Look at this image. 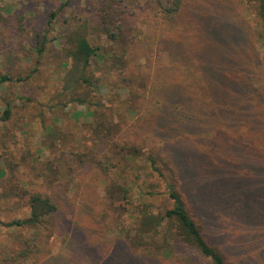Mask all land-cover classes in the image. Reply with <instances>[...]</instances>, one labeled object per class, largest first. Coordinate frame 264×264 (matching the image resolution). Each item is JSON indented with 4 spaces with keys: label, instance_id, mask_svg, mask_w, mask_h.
Segmentation results:
<instances>
[{
    "label": "trees",
    "instance_id": "trees-1",
    "mask_svg": "<svg viewBox=\"0 0 264 264\" xmlns=\"http://www.w3.org/2000/svg\"><path fill=\"white\" fill-rule=\"evenodd\" d=\"M71 1L64 0L58 10L52 11L47 20L50 27H53L57 15ZM222 1L209 0V5H205L199 1L191 3L189 0H132V3L129 0H98L99 31L105 34L111 45L118 46L116 52H109V49L102 51L101 45L92 41L91 26L87 20L77 16L64 20V23L68 24V32L63 35V52L66 57L75 61L76 70L79 72L77 80L66 87V90L75 89L78 85L86 87V90L80 94L75 93L77 95L63 106L66 107L73 101L86 107L85 111L77 109L74 117L78 119L82 114L92 117L94 123L89 131L94 142L89 147L77 146L78 149H70L64 170H61L55 158L37 165L38 156L35 157L28 144V150L20 154L21 156H17L15 150H9L8 140H12L16 145L19 143L16 135H6L0 140L3 146L0 147V158L5 163V167L0 171V224L17 230H34L32 235L25 239L22 248L4 258V264H25L42 252L39 229L49 228L48 225L54 224V217L63 208L77 230L83 233L87 231L86 237H92L97 229L92 226L87 229L81 225L82 214L89 215L94 224L99 223L100 216L111 218L114 222L113 229L117 228L121 241L130 249L125 255L135 264H138L135 260L137 255L146 259L159 258L162 255L167 259L181 248L197 251L212 264H238L234 258L228 256L229 251L224 246L217 244L218 239L209 238L207 227L198 216L202 211L195 210L203 203L198 196L199 185H191L189 189L187 183L191 179L188 174H200L193 166L197 160L194 151L199 154L198 150L203 147L199 140L193 137V127L201 125L202 121L193 120L194 114L189 113L190 103L195 100L191 101L188 107L181 100V95H178V92H182L190 94L192 98H199L197 108L198 112L202 113L207 111L205 106L209 107L208 103L217 110L226 106L224 100L228 99H224V95L231 80H237V74L241 73L239 63L243 61L242 52L238 59L209 54L208 46L213 38L208 37L206 31L210 30L209 34L216 33L214 38L224 35L219 32L222 30L235 32L241 36L244 46L249 33L245 31L241 34V27L236 22H228V19L224 18L230 14L228 5L219 8L218 13H212L213 5L221 7ZM256 1L260 3L259 15L264 27V0ZM191 6L199 8L200 11L190 13ZM230 9L232 10L231 5ZM261 34L264 36V33ZM47 41L44 37L38 48L40 53L44 51ZM201 53H205L204 62L198 61V54ZM104 60L110 61V67L118 72L120 82L128 89L134 118L127 125L113 120L111 109L105 111L93 107L95 102L92 101V92L100 89L108 73V70H105L103 76L96 74V70L104 68ZM164 60H169V63H163ZM36 70L37 67L33 72ZM150 70L155 72L150 74ZM172 71L182 78L170 79L168 73ZM31 73L15 79L11 72L0 70V87L16 80L27 81L31 78ZM112 84V88L120 85L116 82ZM208 95L220 97V103L209 102ZM11 107V101H7L0 114V122L4 126L13 120ZM52 107L55 108L56 105ZM177 107L190 116H178L174 111ZM236 107L240 106L236 104ZM187 118L194 123H190ZM46 130L48 137L58 138L59 130L53 131L51 127H46ZM9 131L7 128V134ZM231 134H235L236 138L230 142L229 156L242 157L241 151L233 149L235 142L236 146L242 145L258 151V140L249 134L247 126L240 125ZM246 138L249 140L246 141ZM54 144L51 143L48 148L56 147ZM109 145L116 150L117 157L107 151ZM44 146H47L46 143ZM140 157H145L152 170L166 182L172 206L162 212L158 213L152 209V203L145 199L147 192L141 185L137 183L135 187V181L126 178L140 179V175L135 171L137 158ZM213 157L211 160L216 161L215 156ZM245 164V160L235 161L233 165L227 163L230 173L235 177L223 173L224 169L220 166L215 167L214 175L222 186H227L234 193L242 187L240 191L244 194L241 198L252 202L259 198L262 190L258 188L251 194H246L249 189L245 184L241 185L240 181L246 182L247 177L252 175L249 170L240 169ZM23 167L30 169L32 176L23 178ZM203 168H200L201 172ZM115 170L122 176L117 177ZM129 170H133V173H127ZM89 172L91 176L87 180L86 175ZM124 173L127 176L123 175ZM238 174L240 176H237ZM100 185L104 186V194L100 197L103 199L105 210L102 215L93 207V195L97 194ZM72 190L74 195L70 194ZM5 200H12L15 205L26 208L28 213H17L4 220L2 213L6 210L3 207ZM259 200L262 201L260 198ZM260 205L256 202L252 206ZM261 212L264 213V209H261ZM246 217L249 220L246 222L248 226L243 225V231H238L234 237L239 239L249 234L248 241L245 242L250 244L249 248L257 247L256 251L261 255L259 251H264V232L254 226V215ZM57 235L70 237L69 246L80 242L72 238L71 231L62 227L57 231ZM96 240L93 244L101 249L103 242ZM112 253L114 252L111 249L103 252L102 260H106ZM49 254V264H62L66 263L65 261L74 263L73 258L66 253Z\"/></svg>",
    "mask_w": 264,
    "mask_h": 264
},
{
    "label": "rangeland",
    "instance_id": "rangeland-1",
    "mask_svg": "<svg viewBox=\"0 0 264 264\" xmlns=\"http://www.w3.org/2000/svg\"><path fill=\"white\" fill-rule=\"evenodd\" d=\"M189 1L191 3L199 1L209 5V0ZM129 2L132 3V0ZM62 3L64 0H0V70L11 72L15 79L32 72L31 78L27 81L16 80L0 87V114L5 109L7 101H11L13 110L11 122L6 126L0 122V140L6 135H16L19 139L18 145L12 140H8V144L9 150H15L17 156H21L24 151L28 150L26 148L28 144L35 153V157L38 156L37 165H40L42 161L55 158L58 168L64 170L65 159L70 149H78L77 146L89 147L94 142L89 131L94 123L92 117L86 114L80 115L78 119L74 117L77 109L85 111L86 107L73 101L69 102L66 107L63 106L65 102L70 101V98L86 90V87L81 85L75 89L66 90V87L71 86L77 80L79 72L76 70L75 61L66 57L63 52V35L68 32V24H65L64 20L73 16L87 20L91 26V39L94 43L101 45L102 51L109 49V52H112L111 50L116 52L118 46L111 45L105 34L99 31L97 24L98 0H72L57 15L53 27H50L47 23L48 17L52 11L58 10ZM221 3L223 4L221 7L213 5L212 13H218L219 8L222 9L228 5L230 14L224 18H227L228 22H236L241 27V34L246 31L249 33V38L244 46L241 36L235 32L222 30L219 32L224 35L214 38L216 33L209 34L210 30L206 31L208 37L213 38L208 46L209 54L238 59L242 52L243 61L239 63L241 73L237 74V80H231L224 95V99H228L224 100L226 106L217 110L215 106L208 103L209 107L205 106L207 111L198 112L199 98H192L190 94L178 92V95H181V100L188 107L189 103L195 100L190 103L189 113L194 114L193 120L202 121L201 125L193 127V131H195L193 137L198 139L203 147L198 150L199 154L194 151L197 160L193 166L200 174H188L191 179L187 184L189 189H191V185H199L198 196L203 200V203L195 210L201 209L202 212L197 215L207 227L209 238L218 239L217 244L224 246L229 251L228 256L234 258L238 264H264L261 262L264 260L262 255L264 251H259L262 253L259 255L256 251L257 247L249 248L250 244L245 242L248 241L249 234H245L239 239L234 237L238 231H243V225L248 226L246 222L249 220L246 216L249 215H254L256 222L254 226H258L264 232V213L261 212V209H264V36L261 34L264 33V27L259 15V1L223 0ZM195 10L200 11L199 8L191 6L189 12L192 13ZM202 11L204 12V10ZM44 37L48 41L44 51L40 53L38 48ZM204 54H198V61H205ZM109 62V60H104L102 66L104 68L96 70L97 75L103 76L105 70H108V73L103 79L100 89L92 92V101L95 102L93 107L105 111L111 109L113 111L112 119L127 125L134 118L129 92L120 82L118 72L110 67L111 63ZM163 63H169V60L167 62L164 60ZM6 66L11 67L7 68ZM35 67L37 70L33 72ZM154 72V70H150V74ZM175 73L173 71L168 73L169 78L180 80L182 76H177ZM115 82L120 85L112 88V83ZM220 100V97L208 95V101L211 103L216 101L218 104ZM236 104L240 107L237 108ZM55 105L56 107L53 108L52 106ZM174 111L181 117L186 114L190 116L178 107ZM193 120L188 119L190 123H194ZM240 125L247 126L249 134L258 140L256 144L259 152L248 149L246 146H236L235 142L233 149L242 152V157L236 158L229 156L228 151L231 150L230 142L236 138V135L231 133ZM46 127H51L53 131L59 130L58 138L48 137ZM7 128L10 129L8 134ZM247 140L249 139L246 138ZM44 143H46V147ZM51 143H55L56 147L48 148ZM107 151L117 157L116 150L112 145H109ZM213 156L216 161L211 160V157L214 158ZM144 158H137L138 165L135 166V169L137 168L135 171L140 175V179L126 178L134 180L135 187L138 183L144 188L147 192L145 199L150 201L152 209L159 213L171 207L172 202L168 197L166 182L152 170ZM242 160H245L246 164L240 169L242 171L249 170L253 178L248 176L246 182L242 180L240 184H245L249 189L246 194H251L261 188L262 193L259 194V198L262 201L259 198H255L252 202L242 199L244 194L240 191L242 187H239L234 193L227 186H222L214 175L216 166L222 167L223 173L231 174L227 163L233 165L235 161L241 162ZM3 167H5V163L0 158V171ZM202 167H204L203 172L200 171ZM22 171L24 172L23 178L32 176L30 169L23 167ZM115 172L117 177L122 176L118 170ZM127 173H133V170H129ZM123 175L127 176L126 173ZM90 176L91 172L87 173V180ZM257 176L259 177L256 179ZM224 178L227 179V177ZM70 194L74 195V190ZM103 194L104 186L100 185L97 194L93 195V207L100 215L105 211L103 210V199L100 198ZM135 194L137 197L136 192ZM256 202L261 204L260 207L252 206ZM3 207L6 209L2 213L4 220L17 213L20 215L28 213L26 208L15 205L12 200H5ZM195 212L197 213V211ZM81 218L83 219H81V225L87 229H90L91 226L97 229L92 237H86L87 231L83 233L77 230L63 208L54 217V224L48 225L49 228L39 229L42 241L41 250L43 251L33 256L25 264H49L50 252L53 255H62V253L70 255L73 258V264H135L128 255H125L127 250L130 252V249L121 241L117 228L113 229L114 222L111 218L100 216L98 224H94L87 214H82ZM101 219L105 221L101 222ZM61 227L71 231L72 238L80 242L69 246L70 237L57 235V231ZM33 231V229L25 228L17 230L0 224V264H4V258L9 254L22 248L25 239L30 237ZM262 235L264 236V234ZM95 239L103 242L101 249L93 244ZM109 249L114 253L106 260H102L103 252H108ZM135 260L138 264H212L209 259L201 257L197 251L189 248H181V250L173 252V255L167 259L162 255L159 258L148 259L137 255ZM65 262L62 264H70Z\"/></svg>",
    "mask_w": 264,
    "mask_h": 264
}]
</instances>
